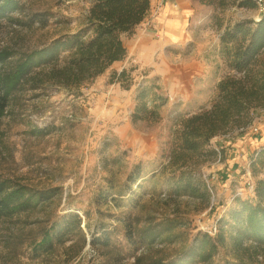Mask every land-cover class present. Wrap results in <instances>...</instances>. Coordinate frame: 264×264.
<instances>
[{"label": "rangeland", "instance_id": "rangeland-1", "mask_svg": "<svg viewBox=\"0 0 264 264\" xmlns=\"http://www.w3.org/2000/svg\"><path fill=\"white\" fill-rule=\"evenodd\" d=\"M167 2L180 27L181 41L173 45L162 32L161 10ZM87 7V0H21V8L0 21V48L13 53L5 70L23 54L74 32ZM256 15L254 7L151 0L147 18L133 36L124 37L130 52L145 42L155 44L144 56L148 63L138 71L133 96L124 88L115 92L99 78L79 89L51 83L14 91L0 119V179L57 191L35 209L0 219V264H167L190 251L199 235L216 237L235 199L253 200L255 182L264 176V153L257 159L264 152V107L246 127L212 139L223 159L201 168L213 192L207 206L169 198V176L161 169L175 145L180 119L210 107L218 81L233 73L222 33ZM259 58L264 62V52ZM139 84L158 85L167 99L156 121L131 120ZM137 165L140 185H131L129 193L128 176ZM71 213L81 217V230L52 253L34 258L32 246L43 229ZM100 225L111 239L107 247L90 243ZM150 233L155 237L151 242L144 237ZM227 257V248L220 245L209 261L192 264H221Z\"/></svg>", "mask_w": 264, "mask_h": 264}, {"label": "trees", "instance_id": "trees-1", "mask_svg": "<svg viewBox=\"0 0 264 264\" xmlns=\"http://www.w3.org/2000/svg\"><path fill=\"white\" fill-rule=\"evenodd\" d=\"M199 1L217 8L254 7L252 0ZM87 2L88 7L74 32L23 54L7 70L5 63L13 53L8 48H0V119L6 114L10 96L21 85L38 88L52 83L67 89H79L85 82L109 70L113 63L125 59L124 37L132 36L147 18L151 0ZM20 8L21 0H0V21L8 19ZM221 44L233 73L218 81L210 107L180 119L175 145L161 169V174L169 176V198L186 197L202 206L210 203L211 188L201 174V168L209 161L223 159V151L219 149L218 152L212 146V139L224 136L232 128L246 127L252 114L264 107V62L259 58L264 52V16L258 22L246 20L228 26L222 33ZM34 69L39 70L33 73ZM134 71L135 67L110 71L109 82L130 89L135 83ZM159 89L156 84L138 87L132 122L159 119L160 107L167 102ZM263 153H257L258 160ZM140 179L137 165L128 176L130 186L127 192L131 193V185L139 186ZM56 191L32 189L0 179V219L35 209L50 200ZM254 195L253 200L235 199L228 219H221L216 237L199 235L190 251L183 252L178 261L171 260L167 264L209 261L220 245H224L231 256L224 258L221 264H264V176L256 180ZM98 228L100 231H93L90 243L107 247L111 240L109 234L103 225ZM80 230L81 217L78 214L61 216L43 229L41 237L32 246V256L37 258L52 253L55 245L65 243ZM126 233V238L132 241L133 234L130 230ZM151 233L144 234L145 239L150 237V242L155 240Z\"/></svg>", "mask_w": 264, "mask_h": 264}, {"label": "crops", "instance_id": "crops-1", "mask_svg": "<svg viewBox=\"0 0 264 264\" xmlns=\"http://www.w3.org/2000/svg\"><path fill=\"white\" fill-rule=\"evenodd\" d=\"M161 12H162L161 15L164 16V21H163L164 22V25H163L162 32H163V35H164L166 41H168L169 45H173V44H175L178 41L180 42L181 41L180 38H179V36H180V27H179V24L177 22H175L176 19L174 18V15H175L176 11L167 2L166 4H164L162 6ZM182 33L184 34V32H182ZM170 36H173V38L172 37L170 38ZM186 43H187V41H186ZM154 45L155 44H153L152 42H145L144 44H142V45H140L138 47H135L133 49V51H131V52L126 47L127 48V56L125 57V59L113 63V65L109 68V70H107L105 73H103L102 75H100L97 78L102 79L106 83L112 85L113 86L112 88H113V90L115 92L117 90L120 92L121 90H123V88L121 87V85L119 83H116V82L110 83L109 82L110 71H117V72H119L123 68L135 67V71L133 72V75L136 78V76L138 74V71L141 70L142 68H144L142 66V64L148 63L146 61V59L144 58L145 54L150 49H152L154 47ZM133 54L135 56L132 57L131 55H133ZM127 60H128V62H127ZM125 61L127 63L124 65V62ZM133 61L137 62L138 63V66L136 64H133ZM116 64H119L120 66L119 67H115L114 65H116ZM136 86H137V84L134 83L130 89H124V93L127 94V92H128V93H131V95L133 96L134 93H135ZM261 143H263V142H261Z\"/></svg>", "mask_w": 264, "mask_h": 264}, {"label": "built area", "instance_id": "built-area-1", "mask_svg": "<svg viewBox=\"0 0 264 264\" xmlns=\"http://www.w3.org/2000/svg\"><path fill=\"white\" fill-rule=\"evenodd\" d=\"M254 3V10L256 11L257 15L254 19L255 22H258L260 18L264 15V0H252ZM247 174L250 175L249 170L247 171ZM212 190H211V198H212ZM239 195H241V192H238ZM213 235V234H212Z\"/></svg>", "mask_w": 264, "mask_h": 264}, {"label": "water", "instance_id": "water-1", "mask_svg": "<svg viewBox=\"0 0 264 264\" xmlns=\"http://www.w3.org/2000/svg\"><path fill=\"white\" fill-rule=\"evenodd\" d=\"M263 16H264V15H263ZM263 16H262V17H263ZM262 17H261V18H262ZM261 18H260V19H261Z\"/></svg>", "mask_w": 264, "mask_h": 264}]
</instances>
